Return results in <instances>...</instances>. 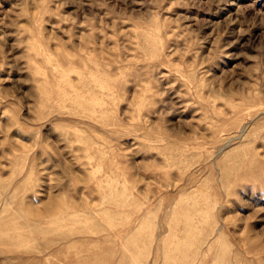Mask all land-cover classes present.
I'll use <instances>...</instances> for the list:
<instances>
[{"label":"rangeland","instance_id":"1","mask_svg":"<svg viewBox=\"0 0 264 264\" xmlns=\"http://www.w3.org/2000/svg\"><path fill=\"white\" fill-rule=\"evenodd\" d=\"M0 264H264V0H0Z\"/></svg>","mask_w":264,"mask_h":264}]
</instances>
